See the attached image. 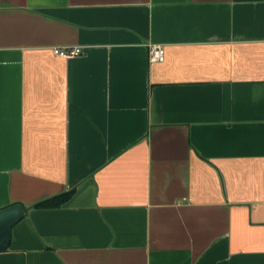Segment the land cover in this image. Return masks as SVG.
I'll return each instance as SVG.
<instances>
[{"label":"crops","instance_id":"crops-1","mask_svg":"<svg viewBox=\"0 0 264 264\" xmlns=\"http://www.w3.org/2000/svg\"><path fill=\"white\" fill-rule=\"evenodd\" d=\"M14 204L0 264H264V0H0Z\"/></svg>","mask_w":264,"mask_h":264},{"label":"water","instance_id":"water-1","mask_svg":"<svg viewBox=\"0 0 264 264\" xmlns=\"http://www.w3.org/2000/svg\"><path fill=\"white\" fill-rule=\"evenodd\" d=\"M26 214L21 204H14L0 210V252L6 251L11 245L12 228Z\"/></svg>","mask_w":264,"mask_h":264},{"label":"built area","instance_id":"built-area-1","mask_svg":"<svg viewBox=\"0 0 264 264\" xmlns=\"http://www.w3.org/2000/svg\"><path fill=\"white\" fill-rule=\"evenodd\" d=\"M54 54L62 57H73L78 56L83 53L80 47H67V48H54ZM149 57L151 62H163L165 59V49L164 46L160 44H150L149 45Z\"/></svg>","mask_w":264,"mask_h":264},{"label":"trees","instance_id":"trees-1","mask_svg":"<svg viewBox=\"0 0 264 264\" xmlns=\"http://www.w3.org/2000/svg\"><path fill=\"white\" fill-rule=\"evenodd\" d=\"M74 190H70L64 193H61L59 195H56L54 197L48 198L46 200H43L41 202L36 203L33 208H58L64 205L73 195ZM24 207V206H23ZM26 211L28 209L24 207Z\"/></svg>","mask_w":264,"mask_h":264}]
</instances>
